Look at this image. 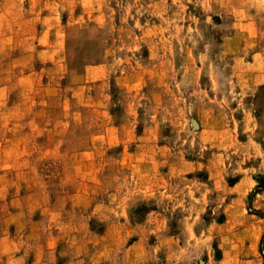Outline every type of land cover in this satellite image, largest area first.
Returning a JSON list of instances; mask_svg holds the SVG:
<instances>
[{"label": "rangeland", "instance_id": "374dc122", "mask_svg": "<svg viewBox=\"0 0 264 264\" xmlns=\"http://www.w3.org/2000/svg\"><path fill=\"white\" fill-rule=\"evenodd\" d=\"M237 254L264 264V0H0V264Z\"/></svg>", "mask_w": 264, "mask_h": 264}, {"label": "crops", "instance_id": "0c3cea01", "mask_svg": "<svg viewBox=\"0 0 264 264\" xmlns=\"http://www.w3.org/2000/svg\"><path fill=\"white\" fill-rule=\"evenodd\" d=\"M245 262H246V260L243 259V255L237 254V261H235V263H233V264H245ZM226 263H227V261H224V264H226ZM228 263H230V262H228Z\"/></svg>", "mask_w": 264, "mask_h": 264}]
</instances>
